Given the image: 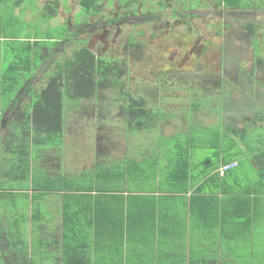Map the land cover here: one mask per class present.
Returning <instances> with one entry per match:
<instances>
[{
	"label": "crops",
	"instance_id": "0c3cea01",
	"mask_svg": "<svg viewBox=\"0 0 264 264\" xmlns=\"http://www.w3.org/2000/svg\"><path fill=\"white\" fill-rule=\"evenodd\" d=\"M35 1V7L41 10ZM18 5H24L23 1ZM18 5L14 3L13 7ZM28 39L36 42L42 38ZM34 89L22 87L16 95L21 97L10 102L0 116V264H264L263 141L256 149L248 146L245 155H230L237 166L220 177L219 185L214 183L212 191H205L204 196L190 200L191 191L174 192L175 183L162 186L161 176L169 169L166 155L164 164L151 159L153 163H145L142 169L149 176V190L133 188L138 182L130 188L127 183L114 181L110 175L116 173L110 172L124 165L128 149L139 148L137 135L147 131H127L124 108L113 98L120 94L108 89L100 98L66 107L71 108L74 120L100 119L91 126L86 124L84 134L89 136L85 143L76 142L82 135H70V149L78 145L80 151L89 143V151L83 149L84 155L74 163L69 162L66 151L69 140L64 142L65 150L64 146L39 144L47 150L34 156L32 148L26 149L32 157L27 167L13 176L12 165L25 157L12 149L11 141L28 123L27 102ZM107 96L112 98L109 105L104 100ZM147 108L161 111L155 105ZM67 118L63 119L64 128L70 116ZM164 118L158 113L148 129L159 126ZM258 128L264 134V127ZM115 129L121 133L115 135ZM236 131L229 133L237 136ZM160 134L165 133L161 130ZM241 159L247 165L244 172H238ZM130 164L131 174L143 167L141 163ZM44 177H63L68 182L64 189L46 192ZM65 208L70 214H64ZM65 216L70 217V233L68 220L66 233L79 244L70 248L76 254L70 261L62 252ZM73 232H82V237L77 239Z\"/></svg>",
	"mask_w": 264,
	"mask_h": 264
},
{
	"label": "rangeland",
	"instance_id": "374dc122",
	"mask_svg": "<svg viewBox=\"0 0 264 264\" xmlns=\"http://www.w3.org/2000/svg\"><path fill=\"white\" fill-rule=\"evenodd\" d=\"M22 1L24 5H18L16 9L8 2L2 11L4 15H11L18 20V23L13 24L14 30L12 31L19 41L29 37H43L44 31L49 28L59 30L63 23H68L69 28L73 25L72 30H74L87 18L94 26L91 30L98 32L87 30L77 36L78 38L73 40L72 44L65 43L55 48L54 55L46 58L45 64L37 70L35 78L25 82V87L31 86L35 89L43 87L46 81L44 74L48 68L53 67L62 56H70L72 50L77 47L85 45L99 57H108V59L113 57L116 61L127 62L123 49L125 42L138 40L144 44L141 59L134 60L130 56L126 64L128 70L122 79L127 83L126 85H129L130 92L140 86L151 88L149 86L153 82L155 88L159 89L158 92L165 94L160 95L159 100L154 98L153 101L154 104L161 105L160 113L165 115L163 119L165 121L161 123L160 120L159 126L155 128L151 125L153 133L148 129L142 130L147 131L144 135L142 133L137 135L135 140L138 141L139 148H136L138 150L129 148L125 162L132 160L130 163H141L143 164L142 169L145 163H153L151 159H159L161 164H164V156L171 155L168 135L173 136L178 130L189 128L192 123L196 132L211 130V127L221 129L226 121L240 131L244 129V125L249 126L251 123L264 127V119H254L255 115L261 114L264 117V64L262 67H257L259 57L264 54V6L237 13L220 12L213 2L203 1L205 6L195 11L192 18L182 19L180 16L174 19L171 14L179 12V8L177 9L178 5L171 4L170 1H168L167 8L163 10L162 7L161 11L156 8L160 0H142L145 3H135L130 8H124L121 5L122 0H99L100 14H93L90 17L80 9L77 0H37V4L42 7L41 10L35 7V0ZM188 1L175 0V3L181 5ZM189 3L192 2L189 1ZM48 4L51 8L46 9L45 6ZM53 7L56 10V17L46 20L44 14H52ZM155 10L158 12L153 13ZM152 13L155 19L148 22L147 18ZM113 16L117 17V22L122 25L113 26L111 21ZM143 16H145L146 24L139 21L140 17L144 18ZM245 23H253L258 27L256 34L258 53L252 46V41L242 36ZM44 27L48 29L44 30ZM75 33L76 31H73L72 35L76 36ZM92 35L96 37L90 41ZM9 52L8 49L6 53L8 57ZM255 54H259L257 58ZM1 69L0 66V71ZM175 70L176 73H173ZM212 81L215 83H211ZM144 90L147 91V89ZM206 91L211 97L214 95V98H209V96L205 98L203 95L208 94ZM224 92L226 94L223 96ZM113 98L118 100L117 96ZM189 98L194 102L197 101L196 99L200 101L197 102L198 105L201 104L197 112H193L191 103L187 105L186 100ZM104 100L108 105L112 102L109 96ZM212 102H216L215 108L210 106ZM67 106L70 104L66 103L63 110L64 117L67 118L68 115L70 119L68 122L66 120L64 134H61V143L58 147L64 146L65 150L67 147L64 142L69 140V147L66 150L69 151V162H76L80 156L84 155L83 149L89 151L87 146L89 143L80 151H78L80 147L78 145L70 149V135H82L83 137L76 142L85 143L89 136L84 134L87 133L86 124L91 126L94 121L99 123L100 119L96 118L94 121L91 119L90 122L87 119L74 120L71 108H66ZM156 107L159 108L158 105ZM218 109L219 112H217ZM79 115L80 113L77 117ZM225 128L224 144L221 145L227 149L226 155L239 153L242 155L248 146L255 149L259 146L262 137L259 128H249L248 133H245L243 137L230 134L229 125H225ZM161 130L165 134H160ZM19 133L24 136L25 150L32 148L36 153L33 154L34 156L39 155L42 150H47V147L34 143L31 136L23 134L21 128L17 136ZM113 133L117 135L121 132L115 129ZM133 133L136 134V132ZM207 134V132L200 133L203 137ZM70 150H76L77 155L70 153ZM196 152L194 164H199L207 158L214 162L213 150L201 149ZM29 155L32 157L31 154ZM22 164L27 165V161L24 160ZM2 166L1 164L0 167ZM13 166L11 174L16 176L19 170ZM246 169L247 165L243 159L238 172H244ZM135 174L128 182L126 178L127 186L132 188L133 183L138 182L133 188L139 186L141 190H149V182Z\"/></svg>",
	"mask_w": 264,
	"mask_h": 264
},
{
	"label": "trees",
	"instance_id": "16d2710c",
	"mask_svg": "<svg viewBox=\"0 0 264 264\" xmlns=\"http://www.w3.org/2000/svg\"><path fill=\"white\" fill-rule=\"evenodd\" d=\"M77 1L80 9L88 17L93 14H100L101 4L99 3V0ZM168 1H170L171 4L178 5L177 9L179 8V12H172L171 14V17L174 19L177 17L180 18V16L182 19L192 18L195 11L202 8V6H205L203 1L213 2L220 12L229 11L237 13L238 11H245L264 6V0H189L192 3L188 4V1L183 2L181 5L180 3H175V0H160V2L156 4L157 6H155L158 10L162 11V9L164 10L167 8ZM8 2L13 4V6L15 3L17 6L19 0H3L2 4H0V66L2 67L0 71V116L3 111L10 106V102L21 97V94L16 96L19 90L22 87H25L26 81H32L35 78L37 70H40L45 64L46 58H49L50 55H54L53 51L55 48L60 45L62 46L65 43L72 44L73 40L78 38L77 36L82 35V33L87 30L93 31L91 29L94 27L87 18L84 23L78 24L77 28L74 30H72L73 25L69 28L68 23H63L59 27V30L58 28L48 29L44 27V30H48L44 31L41 40L39 39L36 42H30L29 39L19 41L18 37H16L12 31L13 24L16 23L17 19L11 15H4L2 12L3 7H5ZM135 3L141 4L145 2L142 0H122L121 5L124 8H130ZM45 8L47 9L51 7L48 4ZM158 10H155L153 13H157ZM51 12L52 14L50 15L44 14L46 20L56 17V10L54 7ZM153 13L150 15L148 14L149 16L147 15L148 22L155 19ZM143 17L144 18L140 17V20H142L143 24H146L145 16ZM111 21L117 22V19L115 18ZM257 29V25L253 23H245L243 25L242 36L244 38H249L252 41V46L258 53L259 48L256 37ZM73 31H76V36L72 35ZM141 33L143 32L141 31ZM126 45H136L139 51L142 44L139 41H135L126 42ZM8 49L10 51L9 57L6 55ZM139 55H142V53ZM258 55L259 54H255V57L257 58ZM259 58L257 67H262V64H264V54ZM126 71V62L123 60L116 61L113 57H110L109 59L108 57H99L85 45L73 49L70 56H62L53 67L48 68L47 72L44 74V78L46 79L44 86L40 89L32 90L29 94L30 101L27 102L29 111L25 114V120L28 123L27 125L20 127L21 132L27 136H31V138H33L31 140L36 144L58 147L61 143V134L65 129L63 120L65 104L79 103L91 98H100L102 92L108 89H114L112 94H115V91L118 92V94L122 95L123 100L125 99L127 102V105L124 108L127 131L139 132L142 130H148L149 125L156 122L157 115L160 112H153L151 109H148L144 104L143 99L133 98L122 79ZM211 83L214 84L215 82L212 81ZM181 89L185 91L184 88ZM206 92L208 93V91ZM209 94L210 93L206 95L205 93L203 96L205 98H208L209 96L210 98L211 95ZM225 94L226 92L223 93V96ZM212 97L214 98V95ZM196 100V104L190 98L186 100L187 105H190V103L192 104L193 112H197V109L201 105H198L197 102L200 101L198 99ZM202 100L204 99L202 98ZM215 104L216 102H212L210 106L215 108ZM217 112H219V109ZM254 119L262 120L264 117L260 114L258 116L255 115ZM246 121L248 123L250 122L249 119ZM182 122L185 124L184 120H182ZM220 122L222 123V121ZM225 125H229L230 131L235 130L233 125L229 121H226V124L222 125L221 129H212L211 127V130H198L196 132L192 123L189 128H186V130L177 131L170 139L171 155H168V172L162 174V176L160 175L163 178L162 180H164L162 186L173 185L172 183H175L176 189L173 191L181 193H188L191 191L189 199L192 200V197L206 195L204 194L205 191H212L214 188L212 185L214 183L219 185L222 177L217 173L218 168L234 159L232 156L226 155L227 149H224L221 145L222 143L224 144L223 137L226 134ZM258 127L259 126L252 123L249 126L244 125V129H242V131L237 130L236 135L243 137L245 133H248L247 131L249 128ZM259 131L261 134V130ZM205 132L208 133L205 137L200 135V133L204 134ZM262 141L264 142V134H262L260 139V142ZM11 145L12 149L15 151L17 150L16 152L18 154L24 156L26 161L29 159L30 153L25 150L24 136L22 134L19 133L18 136H14ZM201 149L213 150L214 157L212 159H214V162L210 158H207L202 160L199 164H194L193 160L197 155L196 151ZM130 162L131 161H129L128 164L125 162L124 165H121L117 167L118 169L110 172L112 174L116 173L114 174L116 176L110 175V177L114 178V181L117 183L120 181L126 183V178L128 182L134 174H131L132 165ZM26 167L27 165H23L21 161L15 166V168L19 170V173H21V170H24ZM214 170L216 173H214ZM139 171L135 176L141 177V179L144 180L149 178L148 175H145V172H142V168H139ZM229 172H231V170ZM67 182V178L63 177H44V190L46 192L59 191L58 189L60 188L64 189V185L66 186ZM67 195L70 199V192H67ZM64 207H66V205H64ZM64 214H70V209H68L67 213V209L65 208ZM67 220L69 221L68 229L70 233V217L67 218L65 216L63 221L65 229L62 239V252L64 258H70V261L76 257L74 250L72 249V252L70 248L79 246V244L74 242V240H70V234L66 233ZM81 233L82 232H73L72 235L74 237L77 236L78 239V237H82Z\"/></svg>",
	"mask_w": 264,
	"mask_h": 264
},
{
	"label": "flooded vegetation",
	"instance_id": "af4514ba",
	"mask_svg": "<svg viewBox=\"0 0 264 264\" xmlns=\"http://www.w3.org/2000/svg\"><path fill=\"white\" fill-rule=\"evenodd\" d=\"M115 18H117V17H115V16H113L112 17V20L113 19H115ZM139 21H141V23H142V20H140L139 19ZM143 24V23H142ZM112 25L113 26H117V25H122V23H119V22H113L112 23ZM89 32V31H88ZM92 32H97V31H92ZM98 33V32H97ZM96 37V35H92V37H91V39H90V41H92L94 38ZM98 37V36H97ZM138 41V40H137ZM140 42V41H139ZM126 43V42H125ZM142 45H141V48L139 49V51H138V48H137V46L135 45V46H127L126 44L124 45V47H123V49H124V54H126V56H127V62H126V64H128V62H129V59H130V56H132L133 58H134V60H139V59H141V55H139V54H141L142 53V48L144 47V44L142 43V42H140ZM140 56V57H139ZM126 69H127V65H126ZM128 70V69H127ZM177 70V69H176ZM176 70L175 71H173V73H176ZM178 72V71H177ZM150 82V81H149ZM127 83L125 82V85H126ZM128 86L129 85H126V87H127V90L130 92L131 91V89L130 88H128ZM149 87H151V88H148V87H145V86H140L139 88H137V89H135V90H132V92H130L131 94H138L139 96H141V99H143V102H144V104L146 105V107H149L150 105L151 106H161L160 104H158V103H155L154 104V98H157L158 100H159V96L160 95H165L164 93H160V92H158L159 91V89H156L155 88V85H154V83L152 82L151 83V85L149 86ZM144 89H147V91L146 90H144ZM144 90V91H143ZM119 99L117 100V102H120L121 104H122V107L123 108H125L126 107V105H127V102H126V100L124 99L123 100V98H122V95L120 94V97H118ZM137 99V98H136ZM89 100V99H88ZM84 101H87V100H84ZM82 102V101H81Z\"/></svg>",
	"mask_w": 264,
	"mask_h": 264
},
{
	"label": "built area",
	"instance_id": "2783aa9c",
	"mask_svg": "<svg viewBox=\"0 0 264 264\" xmlns=\"http://www.w3.org/2000/svg\"><path fill=\"white\" fill-rule=\"evenodd\" d=\"M237 166V162L233 161L224 165H221L218 170L217 173L219 176H223L225 175L228 171L234 169Z\"/></svg>",
	"mask_w": 264,
	"mask_h": 264
},
{
	"label": "clouds",
	"instance_id": "9594fccd",
	"mask_svg": "<svg viewBox=\"0 0 264 264\" xmlns=\"http://www.w3.org/2000/svg\"><path fill=\"white\" fill-rule=\"evenodd\" d=\"M231 162H233V161H231ZM230 163V162H229ZM233 170V169H232ZM229 172V171H228Z\"/></svg>",
	"mask_w": 264,
	"mask_h": 264
}]
</instances>
